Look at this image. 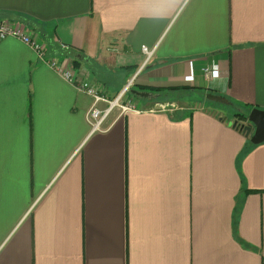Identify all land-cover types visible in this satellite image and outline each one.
<instances>
[{
	"label": "crops",
	"instance_id": "crops-1",
	"mask_svg": "<svg viewBox=\"0 0 264 264\" xmlns=\"http://www.w3.org/2000/svg\"><path fill=\"white\" fill-rule=\"evenodd\" d=\"M0 20L42 48L0 41V264H264V142L235 113L130 93L264 110V0H0ZM48 60L109 100L131 82L134 111L93 130Z\"/></svg>",
	"mask_w": 264,
	"mask_h": 264
},
{
	"label": "built area",
	"instance_id": "built-area-1",
	"mask_svg": "<svg viewBox=\"0 0 264 264\" xmlns=\"http://www.w3.org/2000/svg\"><path fill=\"white\" fill-rule=\"evenodd\" d=\"M6 38H13L22 42L24 45L32 48L38 56H41L42 54V48L25 33L23 28L18 25H12L6 20H0V41ZM141 51L145 55L146 60L149 59L152 54V51L145 46L141 47ZM47 64L64 81L74 85L78 91L85 93L92 99V106L88 112V120L92 125L93 130L99 128L103 124L113 109H117L120 114L128 111H134V106L130 99L126 100V93L129 91L131 82H129L121 93L113 100H109L103 93L96 91L86 82L77 80L74 76L70 61L58 62L55 60H48ZM201 71L203 78L208 82L218 80L220 78V72L216 65L206 66ZM185 80L187 83H191L193 81L192 74L190 73ZM100 104H104L105 107L100 108ZM161 109H163V107H161Z\"/></svg>",
	"mask_w": 264,
	"mask_h": 264
},
{
	"label": "water",
	"instance_id": "water-1",
	"mask_svg": "<svg viewBox=\"0 0 264 264\" xmlns=\"http://www.w3.org/2000/svg\"><path fill=\"white\" fill-rule=\"evenodd\" d=\"M130 93L140 99L156 100L158 98L157 94L148 92H137L131 90ZM206 99L219 103L225 102L223 99L211 94H207ZM228 127L239 130L244 137L248 139L250 144H260L264 142V110L251 109L243 121H232L228 124Z\"/></svg>",
	"mask_w": 264,
	"mask_h": 264
},
{
	"label": "rangeland",
	"instance_id": "rangeland-1",
	"mask_svg": "<svg viewBox=\"0 0 264 264\" xmlns=\"http://www.w3.org/2000/svg\"><path fill=\"white\" fill-rule=\"evenodd\" d=\"M108 81L111 82L112 86H114L115 84L119 85V83L121 82V80L118 77H115V75L108 76ZM125 84H126V82H125ZM196 93H198V92H196V91L195 92H187V93L183 92L182 93L183 96L177 100V102L178 101L180 102L179 106H185L186 105V106L194 107V106H197V104L205 103L207 105H210L212 107H216L217 109L222 110L224 113H227V112H230V114L235 113L234 116L243 114L242 109L239 110L236 107H232V106L229 107L227 105L226 101L224 103H219V102L205 100V97L202 94L196 95ZM193 94H195V95H193ZM169 103H171V102H169ZM175 107H176V105H174L173 108H166V109H169L171 111V110L175 109Z\"/></svg>",
	"mask_w": 264,
	"mask_h": 264
},
{
	"label": "trees",
	"instance_id": "trees-1",
	"mask_svg": "<svg viewBox=\"0 0 264 264\" xmlns=\"http://www.w3.org/2000/svg\"><path fill=\"white\" fill-rule=\"evenodd\" d=\"M77 61L72 60V66L75 68ZM189 88L188 87H180V88H169V89H155L152 90L154 94H158V98L155 100L158 103H164V102H174L178 100V95L182 91H187ZM246 115L241 114V115H236L235 117L238 118L239 120H244Z\"/></svg>",
	"mask_w": 264,
	"mask_h": 264
}]
</instances>
